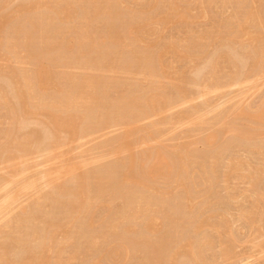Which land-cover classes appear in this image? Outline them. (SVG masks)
<instances>
[{
	"label": "rangeland",
	"instance_id": "rangeland-1",
	"mask_svg": "<svg viewBox=\"0 0 264 264\" xmlns=\"http://www.w3.org/2000/svg\"><path fill=\"white\" fill-rule=\"evenodd\" d=\"M255 6L0 0V264H264Z\"/></svg>",
	"mask_w": 264,
	"mask_h": 264
},
{
	"label": "bare ground",
	"instance_id": "bare-ground-1",
	"mask_svg": "<svg viewBox=\"0 0 264 264\" xmlns=\"http://www.w3.org/2000/svg\"><path fill=\"white\" fill-rule=\"evenodd\" d=\"M119 1V0H118ZM198 2H200V1H198ZM222 2V1H221ZM241 2V1H240ZM250 2V1H249ZM252 2H253V4L254 5H256L254 8L253 7H251L252 9H254L253 11L251 10V12L249 13V15L247 16V22H249V23H253V24H256L257 26H259V27H263V29H264V12H263V10H262V8H260V6H264V5H262L260 2H261V0H252ZM239 3V2H238ZM244 3V2H243ZM38 4H39V2H38ZM53 4V3H52ZM98 4V3H97ZM119 4H120V2H119ZM118 4V5H119ZM178 4V3H177ZM223 4V3H222ZM240 4H242V3H240ZM239 4V5H240ZM249 4V3H248ZM258 4V5H257ZM104 5V4H103ZM173 5V4H172ZM245 5H247V3L245 4ZM250 5H251V3H250ZM71 6V5H70ZM89 6V5H88ZM242 6H243V4H242ZM31 7V6H30ZM29 8V7H28ZM32 8V7H31ZM57 8V7H56ZM126 8V7H125ZM132 8V7H131ZM172 8H174V7H172ZM90 9V8H89ZM264 9V8H263ZM27 10V9H26ZM68 10V9H67ZM92 10V9H91ZM246 10V9H245ZM93 11V10H92ZM179 11V10H178ZM15 12V11H14ZM57 12V11H56ZM28 13V12H27ZM99 13V12H98ZM180 13V12H179ZM245 13V12H244ZM137 14H138V12H137ZM183 14V13H182ZM181 14V15H182ZM246 14V13H245ZM24 15V14H23ZM67 15V14H66ZM85 15V14H84ZM179 15L180 14H178V17H179ZM50 16V15H49ZM86 16V15H85ZM172 16V15H171ZM173 16H174V14H173ZM33 17V16H32ZM64 17H65V15H64ZM91 17V16H90ZM89 17V18H90ZM102 17V16H101ZM109 17V16H108ZM176 17V16H175ZM185 17V16H184ZM92 18V17H91ZM62 19V18H61ZM84 19V18H83ZM117 20H118V18H116ZM165 19V18H164ZM38 20V19H37ZM63 20V19H62ZM65 20V19H64ZM63 20V21H64ZM171 20V19H170ZM15 21V20H14ZM82 21V20H81ZM108 21V20H107ZM136 21V20H135ZM66 22V21H65ZM93 23V22H92ZM248 23V24H249ZM38 24V23H37ZM63 24V23H62ZM80 24H81V22H80ZM57 25H59V23L57 24ZM56 25V26H57ZM81 25H83V24H81ZM150 25V24H149ZM247 25V24H246ZM28 26H29V24H28ZM61 26V25H60ZM80 26V25H79ZM31 27H33V26H31ZM38 27V26H37ZM75 27V26H74ZM21 28V27H20ZM34 28V27H33ZM44 28V27H43ZM81 28V27H80ZM83 28V27H82ZM153 28V27H152ZM243 28V27H242ZM248 28H249V26H248ZM57 29V28H56ZM151 29V28H150ZM76 30V29H75ZM79 29H77V31H78ZM233 30V29H232ZM259 30V29H258ZM17 32V31H16ZM36 32V31H35ZM42 32V31H41ZM40 32V33H41ZM48 32V31H47ZM149 32V31H148ZM238 32V31H237ZM43 33V32H42ZM240 33V32H239ZM242 33H243V35H245L246 37H249V38H251V39H253V40H260V39H262V37H261V35L260 34H253L251 31H250V29H243L242 30ZM15 34V33H14ZM84 34V33H83ZM154 34V33H153ZM2 35V34H1ZM23 35V34H22ZM31 35V34H30ZM85 35V34H84ZM242 35V36H243ZM240 36V35H239ZM34 37V36H33ZM40 37V36H39ZM264 37V36H263ZM61 38V37H60ZM248 38V39H249ZM4 39V38H3ZM40 39V38H39ZM53 39V38H52ZM97 39V38H96ZM219 39V38H218ZM242 39V38H241ZM38 40V39H37ZM55 40V39H54ZM94 40V39H93ZM129 40V39H128ZM208 40V39H207ZM250 40V39H249ZM263 40V39H262ZM22 41V40H21ZM27 41H29V40H27ZM136 41V40H135ZM49 42V41H48ZM66 42V41H65ZM244 42H245V40H244ZM247 42H248V40H247ZM38 44V43H37ZM86 44V43H85ZM249 44V43H248ZM264 44V43H263ZM81 45H83V44H81ZM93 45V44H92ZM97 45V44H96ZM261 45V44H260ZM7 46V45H6ZM13 46V45H12ZM47 46V45H46ZM98 46V45H97ZM173 46V45H172ZM89 47V46H88ZM91 47V46H90ZM178 47V46H177ZM256 47V46H255ZM86 48V47H85ZM248 48V47H247ZM16 49V48H15ZM29 49V48H28ZM68 49V48H67ZM260 50V49H259ZM171 51V50H170ZM182 51V50H181ZM219 52V51H218ZM233 52V51H232ZM135 53V52H134ZM164 53V52H163ZM17 54V53H16ZM20 54V53H19ZM137 54V53H136ZM222 54H224V53H222ZM226 54V53H225ZM146 55V54H145ZM238 55V54H237ZM257 55V54H256ZM30 56V55H29ZM227 57V56H226ZM255 57V56H254ZM229 58V57H228ZM233 58V57H232ZM84 59V58H83ZM246 59V58H245ZM250 59V58H249ZM197 60V59H196ZM235 60V59H234ZM37 61V60H36ZM108 61V60H107ZM140 61V60H139ZM193 61H195V60H193ZM117 62V61H116ZM144 62V61H143ZM161 62V61H160ZM240 62V61H239ZM256 62V61H255ZM240 63H242V62H240ZM148 64V63H147ZM163 64V63H162ZM217 64V63H216ZM257 64V63H256ZM84 66V65H83ZM102 69V68H101ZM113 69V68H112ZM141 69V68H140ZM150 69V68H149ZM93 70V69H92ZM131 70H132V68H131ZM147 70V69H146ZM233 70V69H232ZM139 71V70H138ZM214 71V70H213ZM218 71V70H217ZM150 72V71H149ZM195 72V71H194ZM200 72V71H199ZM251 72V71H250ZM114 73V72H113ZM210 73H212V72H210ZM219 73V72H218ZM243 73V72H242ZM263 73V72H262ZM165 74V73H164ZM178 74V73H177ZM197 74H199V73H197ZM146 75V74H145ZM168 75V74H167ZM172 75V74H171ZM233 75V74H232ZM236 75V74H235ZM234 76V75H233ZM92 77V76H91ZM248 77V76H247ZM24 78V77H23ZM26 78V77H25ZM202 78V77H201ZM200 78V79H201ZM31 79V78H30ZM46 79V78H45ZM153 79V78H152ZM240 79H241V77H240ZM238 80V79H237ZM42 81V80H41ZM178 82H180V81H178ZM233 82V81H232ZM236 82H238V81H236ZM241 82V81H240ZM239 82V83H240ZM32 83V82H31ZM34 83V82H33ZM38 83V82H37ZM18 84V83H17ZM218 84V83H217ZM233 84V83H232ZM24 85V84H23ZM34 85V84H33ZM198 85V84H197ZM217 88V87H216ZM31 89H34V88H31ZM152 90V89H151ZM20 91V90H19ZM25 91V90H24ZM35 91V90H34ZM26 92V91H25ZM206 93V92H205ZM23 94V93H22ZM31 94V93H30ZM34 96V95H33ZM85 96V95H84ZM162 96V95H161ZM187 97V96H186ZM10 98V97H9ZM35 98V97H34ZM94 98V97H93ZM182 98V97H181ZM25 99V98H24ZM48 99V98H47ZM50 99V98H49ZM68 99V98H67ZM76 99H77V97H76ZM36 100V99H35ZM31 101V100H30ZM11 101L9 100V103H10ZM14 102V101H13ZM49 102H50V100H49ZM68 102H69V100H68ZM15 104V103H14ZM21 104V103H20ZM37 104V103H36ZM120 104V103H119ZM56 105H57V103H56ZM65 105V104H64ZM1 106V105H0ZM24 107V106H23ZM36 107V106H35ZM42 107V106H41ZM80 107V106H79ZM97 109V108H96ZM43 110V109H42ZM48 110V109H47ZM15 113H16V111H15ZM51 113V112H50ZM97 113H99V112H97ZM43 114V113H42ZM94 114V113H93ZM18 115V114H17ZM44 115V114H43ZM81 115V114H80ZM145 115H147V114H145ZM21 116V115H20ZM37 116V115H36ZM60 117V116H59ZM113 117V116H112ZM52 118V117H51ZM54 119V118H53ZM82 119V118H81ZM85 119V118H84ZM17 120V119H16ZM47 120H49V119H47ZM11 122V121H10ZM62 123V122H61ZM95 123H97V122H95ZM24 124V123H23ZM97 125V124H96ZM54 126V125H53ZM89 126V125H88ZM258 126H260V125H258ZM68 128V127H67ZM97 128V127H96ZM90 129V128H89ZM8 130V129H7ZM66 130V129H65ZM83 130V129H82ZM5 133V132H4ZM12 135V134H11ZM248 136V135H247ZM251 136V135H250ZM27 142H29V141H27ZM1 155V154H0ZM135 160V159H134ZM136 162V161H135ZM159 162V161H158ZM164 166H165V164H163ZM161 167V166H160ZM158 168V167H157ZM145 169V168H144ZM152 173V172H151ZM165 173V172H164ZM130 175V174H129ZM87 181V180H86ZM144 183V182H143ZM76 184V183H75ZM80 184V183H79ZM146 184V183H145ZM84 187V186H83ZM3 188V187H2ZM70 190V189H69ZM74 191V190H73ZM70 193V192H69ZM5 198V197H4ZM59 198V197H58ZM147 200V199H146ZM9 201V200H8ZM44 203V202H43ZM51 203V202H50ZM67 203V202H66ZM96 203V202H95ZM150 203V202H149ZM69 204V203H68ZM142 204V203H141ZM60 205V204H59ZM92 205V204H91ZM60 207V206H59ZM85 207V206H84ZM264 207V206H263ZM49 208H51V207H49ZM74 209V208H73ZM52 210V209H51ZM32 211V210H31ZM71 211H72V209H71ZM141 212V211H140ZM33 214V213H32ZM41 214H43V213H41ZM159 214V213H158ZM51 216V215H50ZM44 217V216H43ZM78 218V217H77ZM129 218V217H128ZM248 218V217H247ZM72 220V219H71ZM152 220V219H151ZM253 220V219H252ZM33 222V221H32ZM254 223V222H253ZM49 226V225H48ZM58 226V225H57ZM156 226V225H155ZM23 227V226H22ZM72 227V226H71ZM151 228V227H150ZM65 231V230H64ZM67 231V230H66ZM34 232V231H33ZM48 232V231H47ZM6 233V232H5ZM10 234V233H9ZM47 234V233H46ZM51 234V233H50ZM72 234V233H71ZM9 237H11V236H9ZM32 237V236H31ZM72 238V237H71ZM23 239V238H22ZM30 239V238H29ZM52 239V238H51ZM26 240V239H25ZM38 240V239H37ZM65 240H66V238H65ZM69 240V239H68ZM35 241V240H34ZM6 242V241H5ZM68 242V241H67ZM7 243V242H6ZM30 243V242H29ZM33 243V242H32ZM93 243H94V241H93ZM25 244V243H24ZM21 246V245H20ZM7 247V246H6ZM118 251V250H117ZM176 251V250H175ZM194 252V251H193ZM4 253V252H3ZM2 253V254H3ZM28 253V252H27ZM124 253V252H123ZM170 254V253H169ZM4 255H6L5 253H4ZM168 255V254H167ZM198 255V254H197ZM78 257V256H77ZM198 257V256H197ZM60 258V257H59ZM194 258V257H193ZM64 260V259H63ZM2 261V260H1ZM33 261H35V259L33 260ZM41 261V263H42V260H40ZM31 263V262H30ZM40 263V262H39Z\"/></svg>",
	"mask_w": 264,
	"mask_h": 264
}]
</instances>
